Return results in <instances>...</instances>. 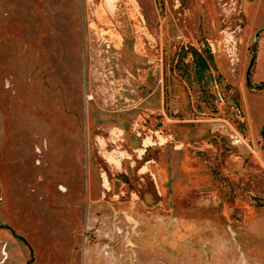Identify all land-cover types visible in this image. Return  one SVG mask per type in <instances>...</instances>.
Segmentation results:
<instances>
[{
	"label": "rangeland",
	"instance_id": "rangeland-1",
	"mask_svg": "<svg viewBox=\"0 0 264 264\" xmlns=\"http://www.w3.org/2000/svg\"><path fill=\"white\" fill-rule=\"evenodd\" d=\"M263 83L264 0H0V264H264Z\"/></svg>",
	"mask_w": 264,
	"mask_h": 264
},
{
	"label": "trees",
	"instance_id": "trees-1",
	"mask_svg": "<svg viewBox=\"0 0 264 264\" xmlns=\"http://www.w3.org/2000/svg\"><path fill=\"white\" fill-rule=\"evenodd\" d=\"M189 52L192 54V66L194 72V79L199 83L207 82L211 80L213 77L212 69L217 70L216 62L214 55L211 50L200 51L194 47L183 48L179 53V63L177 65L178 68L184 70L185 76L190 80V70L189 66L185 62V58H187ZM210 78V80L208 79ZM222 77L219 76L218 79ZM260 88H264V83L259 85Z\"/></svg>",
	"mask_w": 264,
	"mask_h": 264
},
{
	"label": "flooded vegetation",
	"instance_id": "flooded-vegetation-1",
	"mask_svg": "<svg viewBox=\"0 0 264 264\" xmlns=\"http://www.w3.org/2000/svg\"><path fill=\"white\" fill-rule=\"evenodd\" d=\"M0 226H2V225H0ZM9 228V227H8ZM14 233V232H13ZM15 234V233H14ZM16 235V234H15ZM16 236H18L19 238H21V239H24L23 237H21V236H19V235H16ZM28 264H30V263H28Z\"/></svg>",
	"mask_w": 264,
	"mask_h": 264
},
{
	"label": "water",
	"instance_id": "water-1",
	"mask_svg": "<svg viewBox=\"0 0 264 264\" xmlns=\"http://www.w3.org/2000/svg\"><path fill=\"white\" fill-rule=\"evenodd\" d=\"M250 72V71H249Z\"/></svg>",
	"mask_w": 264,
	"mask_h": 264
}]
</instances>
